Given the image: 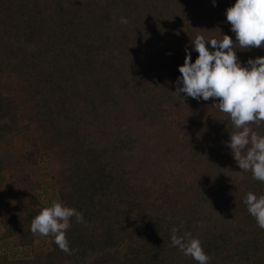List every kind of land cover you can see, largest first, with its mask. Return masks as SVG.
I'll use <instances>...</instances> for the list:
<instances>
[{
    "label": "trees",
    "instance_id": "obj_1",
    "mask_svg": "<svg viewBox=\"0 0 264 264\" xmlns=\"http://www.w3.org/2000/svg\"><path fill=\"white\" fill-rule=\"evenodd\" d=\"M235 2L0 0V264H198L170 246L182 222L209 264H264V229L243 202L264 182L231 154L230 117L174 93L198 34L236 41ZM234 48L244 66L264 56ZM32 121L48 150L6 154ZM250 127L264 135V122ZM43 153L59 161L46 184ZM54 201L83 214L66 233L74 254L30 231Z\"/></svg>",
    "mask_w": 264,
    "mask_h": 264
},
{
    "label": "clouds",
    "instance_id": "obj_2",
    "mask_svg": "<svg viewBox=\"0 0 264 264\" xmlns=\"http://www.w3.org/2000/svg\"><path fill=\"white\" fill-rule=\"evenodd\" d=\"M212 3L216 6V0ZM226 16L236 41L227 34H223L222 39L198 34L191 40L198 58L193 63L191 51L186 47L187 55L179 67L181 76L176 81L174 93L180 96L183 93L196 100L211 98L212 106L227 114L236 129L226 143L239 168L251 171L255 180L264 182V135L250 127L253 123L264 122V56L250 58L244 66L234 48V43L242 51L264 48V0H236L226 10ZM120 23L126 24L127 19L122 17ZM208 45L215 50L210 51ZM243 202L258 227L264 229V195L257 197L249 192ZM73 218L77 223L85 222L77 209L54 201L33 218L30 231L51 235L54 243L71 255L75 250L70 248L66 233ZM182 227L183 222L180 227L171 229L170 246L198 264H209L211 257L205 252L202 241L191 232L181 234Z\"/></svg>",
    "mask_w": 264,
    "mask_h": 264
},
{
    "label": "rangeland",
    "instance_id": "obj_3",
    "mask_svg": "<svg viewBox=\"0 0 264 264\" xmlns=\"http://www.w3.org/2000/svg\"><path fill=\"white\" fill-rule=\"evenodd\" d=\"M24 116L31 119L28 111L24 112ZM30 125L32 126L33 130H36L37 127L39 128V124L38 123L34 124L33 121L30 123ZM40 129L43 130V129H46V127L42 126V128ZM40 129L36 130V133L33 131L35 134L32 132L31 133L32 138L29 137V140L24 139L25 138L24 135L16 139H13L10 145L5 146L3 148V151L6 154H12L15 157H18L19 156L18 153L26 149H29V146H32L31 142H33V144L35 143V145L39 146L42 149V151L45 153V151L48 150V148L50 147V143H49L50 134L47 133V131L45 130H43V133H42L40 132ZM58 164H59V161L57 160L56 156L52 155L51 153H49V155H46V156L44 155L40 161V165L42 168L40 171H38V177L44 180V183L49 182L50 176L52 177V174H53L51 171V167H54V166L58 167L59 166ZM51 196L52 195H50V197ZM52 197L56 200L54 196ZM47 198H48V195L45 192L41 193V195L39 196L40 203L48 202Z\"/></svg>",
    "mask_w": 264,
    "mask_h": 264
}]
</instances>
